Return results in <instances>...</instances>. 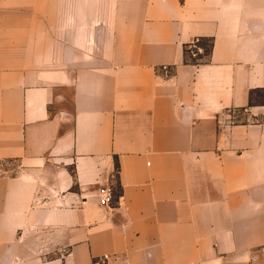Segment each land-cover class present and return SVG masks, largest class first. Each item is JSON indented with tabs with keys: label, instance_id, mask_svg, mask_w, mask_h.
Listing matches in <instances>:
<instances>
[{
	"label": "crops",
	"instance_id": "obj_1",
	"mask_svg": "<svg viewBox=\"0 0 264 264\" xmlns=\"http://www.w3.org/2000/svg\"><path fill=\"white\" fill-rule=\"evenodd\" d=\"M7 162L0 264H264V0H0Z\"/></svg>",
	"mask_w": 264,
	"mask_h": 264
},
{
	"label": "built area",
	"instance_id": "obj_2",
	"mask_svg": "<svg viewBox=\"0 0 264 264\" xmlns=\"http://www.w3.org/2000/svg\"><path fill=\"white\" fill-rule=\"evenodd\" d=\"M198 39L193 40L191 43H189V47L191 48L190 53H191V57L192 58H196L198 54L202 53V48L200 46H197V42ZM158 71L165 77L170 75V70L167 66H161ZM232 112L230 119L231 121H236L239 118L237 116H235ZM98 198H99V203L102 206H105L107 208H112L113 205L115 204V195H114V185L112 184H107L105 186H102L99 188L98 191ZM110 257L105 255L102 257L103 261H107L109 260Z\"/></svg>",
	"mask_w": 264,
	"mask_h": 264
},
{
	"label": "trees",
	"instance_id": "obj_3",
	"mask_svg": "<svg viewBox=\"0 0 264 264\" xmlns=\"http://www.w3.org/2000/svg\"><path fill=\"white\" fill-rule=\"evenodd\" d=\"M205 41H209L210 43L209 48H206ZM197 42H198L197 46H200L202 48V53L198 54L196 59L191 57V53H190L191 48L189 47L190 45L187 44L185 47V50H184L185 58L189 60L190 62H196V60H199V59L203 60V58H207L210 54V50H211V40L210 39L198 38ZM262 95H263L262 93H258V99H257L258 101L260 100L259 97H261ZM115 192H116V189L114 186V195L116 196Z\"/></svg>",
	"mask_w": 264,
	"mask_h": 264
},
{
	"label": "rangeland",
	"instance_id": "obj_4",
	"mask_svg": "<svg viewBox=\"0 0 264 264\" xmlns=\"http://www.w3.org/2000/svg\"><path fill=\"white\" fill-rule=\"evenodd\" d=\"M209 45H210L209 41H205L206 48H209ZM203 59H206V58H203ZM0 166H1L0 170H9V169L15 170L17 169L18 164L16 162H7V163H1Z\"/></svg>",
	"mask_w": 264,
	"mask_h": 264
}]
</instances>
